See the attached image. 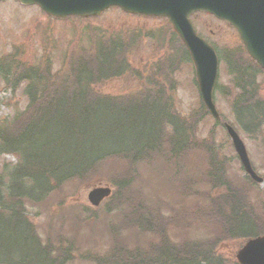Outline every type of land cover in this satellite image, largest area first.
<instances>
[{
  "label": "trees",
  "instance_id": "obj_1",
  "mask_svg": "<svg viewBox=\"0 0 264 264\" xmlns=\"http://www.w3.org/2000/svg\"><path fill=\"white\" fill-rule=\"evenodd\" d=\"M160 31L100 35L87 48L79 46L69 54L56 72H51L48 58L41 67L40 63L28 64L19 59L23 52L19 47L0 58V81L11 93L22 87L26 97L22 114L15 113L6 121L0 119V154L17 157L14 165L4 162L0 166V264H71L74 259H83L69 257L79 251L75 235L58 232L55 240L47 235L42 242L24 204L43 203L50 193L60 192L62 184L95 173L99 166L112 161L119 166L111 169L114 176L106 178L113 193L104 202L100 216L102 230L109 238L108 250L114 255L111 264H222L216 252L218 242H193L182 238V232L195 226H212L222 229V240L226 237L238 241L264 233L263 225L242 200L241 190L219 177L216 183L209 180L211 175L224 174L221 158L213 145L197 144L200 121L174 108L170 92L175 74L182 59L189 61L181 54V44L172 38L161 39L158 44L165 53L163 60H155L146 72L133 65V43L138 38L159 40L165 27ZM240 52L224 53L220 59L234 88L242 91L232 102L235 118L242 130L255 132L264 122V101L255 82L261 70ZM116 78L136 81L137 89L116 99L100 96L99 84ZM200 109L207 114L201 102ZM192 151H197L195 156L202 160L197 172L190 161L187 168L175 161L184 156L190 159ZM155 156L166 159L171 177L188 175L176 181L173 204L163 199L157 204L158 198L148 204L144 196L139 163L149 165ZM206 186L208 192L199 189ZM245 187L250 188L248 181ZM189 200H194V206ZM163 209L175 216L185 214L179 220L180 231L175 232L185 242L170 243L162 232L157 234L154 247L148 246L144 240L151 241L159 232L156 222ZM113 211L118 212V219L110 215ZM93 219L84 216L75 222L73 217L69 230L76 233L81 229L77 223L82 222L90 237L94 236L92 229L99 222ZM48 229L56 230L50 226ZM88 258L85 260L93 264H103L92 256Z\"/></svg>",
  "mask_w": 264,
  "mask_h": 264
},
{
  "label": "rangeland",
  "instance_id": "obj_2",
  "mask_svg": "<svg viewBox=\"0 0 264 264\" xmlns=\"http://www.w3.org/2000/svg\"><path fill=\"white\" fill-rule=\"evenodd\" d=\"M190 19L196 32L209 41L220 55L227 52L231 53L237 49L241 51L242 45L237 33L225 22L203 12L192 14ZM84 20L80 18L54 20L46 16L37 6H23L12 0L0 2V58L2 59L7 53L11 52L14 47H19L23 50L19 59L28 64L40 63L41 67L43 62L48 58L51 72H56V69L69 54L77 51L79 46L87 48L93 39L96 37L100 38L98 37L100 35L106 37V35L124 34L117 31H122L120 27L130 25L157 29L158 26L165 23V19L159 17L127 16L118 8H110L98 17ZM103 30L106 31L101 32ZM155 40L156 38H138L133 43L135 53L131 58L133 65L138 67L139 71L146 72L154 66L155 60L159 62L164 59L165 53L161 52ZM118 41L122 40H116L117 43ZM240 53L244 56L243 52ZM220 60L216 88L222 95L224 91L228 92L229 96H222L218 91H214L213 93L214 103L221 118L218 123L209 114L200 109L198 89L193 81V66L188 61H185V59L181 60L178 72L175 75L174 90L170 93L174 97V108L179 114L187 117L190 116L191 118L194 117L197 121H200L195 137L197 144L205 143L206 145H213L214 151L221 158L220 161L225 169L224 174L221 176L211 175L212 177L209 180H213L216 183L219 177L220 181L222 180L228 185L231 184L233 188L241 190L244 194V196H241L242 200L248 204L250 212L264 227V208L260 206V204L264 205V183L254 186L255 188L242 186L246 185L244 173L230 140L221 126V122L224 120L235 127L245 144L252 166L264 178V122H262V127L258 128L257 132H247L241 129V125H239L231 109V99L236 95V89L231 83L232 78L226 70L224 60ZM256 82L259 94L264 98V71L258 75ZM137 86L136 81L116 78L99 84L97 92L102 97L107 95L116 99L115 97L117 96L126 97L127 95L125 94L136 90ZM25 106L26 97L23 96L22 87L15 93H11L0 81V119H5L3 121H6L12 118L15 113L22 114ZM24 115L26 117L28 114L24 113ZM243 115H246V113L244 112ZM196 152H191L192 156L190 159L184 156L183 160L177 159L175 161L182 166L183 164L185 166L190 161L192 166L195 167L194 172H197L198 166L202 168V160L200 157L195 156ZM16 161L17 157L12 154H0V166L4 162L14 165ZM115 163L114 161L111 163L105 162L101 167L99 166L100 168H97V172L88 173L81 179H75L62 184L59 187L61 191L50 193L42 200L43 203L38 205L24 204L27 217L35 225L42 242L45 241L47 235L51 237V240H55L58 232L63 236L75 235V245L79 248V251L74 255L69 254V257L73 259L81 256L80 258L83 259H74L71 264H93L85 260L89 259L88 257L90 256H92V259L100 260L103 264H111V258L114 255L108 250L109 238L107 233L102 230V222L100 223V216L105 208L103 206L105 201L96 208L88 203L86 195L93 185H110L106 181V178L114 176L111 169L115 170L119 166V163ZM152 163L153 165H150ZM139 166L144 180V196L147 203H153L158 198L157 204L160 199L173 204L176 201L174 200L175 193L173 189L177 188L176 181L180 179V174L171 177L172 171L166 159H159L158 156L153 157L149 165L142 161L139 163ZM187 176L184 175L180 180H184ZM199 189L208 192L209 188L206 186L199 187ZM168 190H170V193H168ZM189 204L194 206V200H189ZM73 211L74 213H70ZM76 213L80 214L79 217L82 219L84 216L95 217L96 221L99 222L94 224L92 229V231L95 230L94 236L90 237L88 230L84 226L76 231V233L69 230L73 222L67 221V219L72 218ZM110 215L118 219L117 211H113ZM184 215L178 214L175 216V213L171 214L163 209L162 215H158V221L156 222L159 232L154 233L151 241L145 239L144 244L148 242V246L154 247L153 243H156L159 239L157 234L162 232L167 234V239L170 243L185 242L181 240V236L175 235L176 230L180 231L178 230L180 227L179 220ZM78 220L76 216L75 222ZM187 223L188 219H186ZM159 224H162L161 228ZM48 226L56 228V230H49ZM225 227L226 223L223 229ZM184 232H182V238L194 239L193 242L212 240V245L218 242L216 248L219 251L216 249V252L221 257L222 264H234V254L242 242L234 239L226 240V237L222 240V236L224 235L222 229L212 226L210 228L200 226L197 229V226H195L194 229L191 228L190 231L186 230ZM139 243H141V239H139ZM107 256L109 259L105 258Z\"/></svg>",
  "mask_w": 264,
  "mask_h": 264
},
{
  "label": "water",
  "instance_id": "obj_3",
  "mask_svg": "<svg viewBox=\"0 0 264 264\" xmlns=\"http://www.w3.org/2000/svg\"><path fill=\"white\" fill-rule=\"evenodd\" d=\"M16 1L24 5L35 4L45 14L57 18L96 16L113 6L131 14L164 17L189 54L201 100L214 118H218V113L212 101V88L218 60L214 49L196 34L189 16L196 11H205L227 21L238 32L248 55L264 68V0ZM224 126L244 172L255 182H262V178L253 170L245 146L236 131L227 123ZM109 193L108 187H93L87 193V199L92 205H98ZM235 258L239 264H264V235L248 239L236 252Z\"/></svg>",
  "mask_w": 264,
  "mask_h": 264
},
{
  "label": "flooded vegetation",
  "instance_id": "obj_4",
  "mask_svg": "<svg viewBox=\"0 0 264 264\" xmlns=\"http://www.w3.org/2000/svg\"><path fill=\"white\" fill-rule=\"evenodd\" d=\"M126 31L127 32H163V31H160V28L150 29V28H146V27H139V26H136V25H134V26H132V25L128 26V28L126 29Z\"/></svg>",
  "mask_w": 264,
  "mask_h": 264
}]
</instances>
